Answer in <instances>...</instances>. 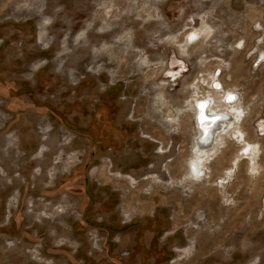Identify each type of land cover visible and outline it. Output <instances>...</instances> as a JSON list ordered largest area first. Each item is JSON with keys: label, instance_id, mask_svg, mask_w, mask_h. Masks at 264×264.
<instances>
[{"label": "rangeland", "instance_id": "374dc122", "mask_svg": "<svg viewBox=\"0 0 264 264\" xmlns=\"http://www.w3.org/2000/svg\"><path fill=\"white\" fill-rule=\"evenodd\" d=\"M46 263L264 264V0H0V264Z\"/></svg>", "mask_w": 264, "mask_h": 264}, {"label": "bare ground", "instance_id": "6f19581e", "mask_svg": "<svg viewBox=\"0 0 264 264\" xmlns=\"http://www.w3.org/2000/svg\"><path fill=\"white\" fill-rule=\"evenodd\" d=\"M197 32L195 30L191 31L188 35L196 36ZM196 34V35H194ZM216 82L214 87L218 90H213L215 94L220 90V85L223 87L221 81H215ZM222 89V88H221ZM224 90V88H223ZM223 94V91L221 92ZM230 94H225L223 97L224 99V105L227 106L228 109L235 108L238 106L234 105L239 99L238 94L229 92ZM219 95V94H218ZM222 95H220L221 97ZM208 97L199 98L196 101L195 106V112H194V124L195 129L198 132V139L196 143L195 153H196V160L193 162H190V171L193 170L194 173H196L197 177L201 176L203 174V170L200 168L202 162L205 160L206 156L208 159V154L213 152V150H217V147L219 145H216V140L221 136H216L218 133L217 131L222 128L224 123L227 120L231 119V115L228 114L225 111H214L216 110L211 108L213 105L212 99H207ZM217 98V97H216ZM226 129V128H224ZM196 132V133H197ZM252 148L249 147L248 150H251ZM195 165V166H194ZM203 171V172H202ZM42 262V261H41ZM47 264V263H46Z\"/></svg>", "mask_w": 264, "mask_h": 264}, {"label": "flooded vegetation", "instance_id": "af4514ba", "mask_svg": "<svg viewBox=\"0 0 264 264\" xmlns=\"http://www.w3.org/2000/svg\"><path fill=\"white\" fill-rule=\"evenodd\" d=\"M196 34L199 35L198 32H197ZM196 34H194V35H196ZM193 37H194V36H193ZM215 72H216V71H214V73H215ZM215 75H216V74H215ZM217 81H218V80H217ZM213 83H214V82H211V86H212L213 90H218V89H216V88L214 87L215 84L213 85Z\"/></svg>", "mask_w": 264, "mask_h": 264}, {"label": "crops", "instance_id": "0c3cea01", "mask_svg": "<svg viewBox=\"0 0 264 264\" xmlns=\"http://www.w3.org/2000/svg\"><path fill=\"white\" fill-rule=\"evenodd\" d=\"M234 92H232V94H233ZM228 94H230V93H228ZM237 102H239V100L237 101ZM238 104V103H237ZM247 145V144H246Z\"/></svg>", "mask_w": 264, "mask_h": 264}]
</instances>
